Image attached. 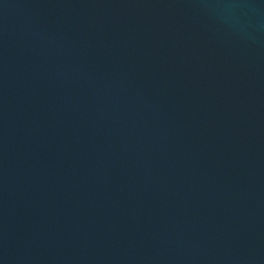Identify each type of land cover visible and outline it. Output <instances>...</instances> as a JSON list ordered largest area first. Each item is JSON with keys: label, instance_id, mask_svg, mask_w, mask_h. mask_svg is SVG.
<instances>
[{"label": "water", "instance_id": "obj_1", "mask_svg": "<svg viewBox=\"0 0 264 264\" xmlns=\"http://www.w3.org/2000/svg\"><path fill=\"white\" fill-rule=\"evenodd\" d=\"M0 264H264V0H0Z\"/></svg>", "mask_w": 264, "mask_h": 264}]
</instances>
